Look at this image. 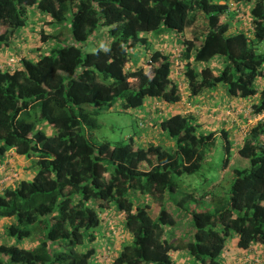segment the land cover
I'll list each match as a JSON object with an SVG mask.
<instances>
[{"label": "trees", "instance_id": "16d2710c", "mask_svg": "<svg viewBox=\"0 0 264 264\" xmlns=\"http://www.w3.org/2000/svg\"><path fill=\"white\" fill-rule=\"evenodd\" d=\"M234 1L248 7V18L230 30L231 20L241 23V18L221 0H0V46L35 11L50 26L39 39H53L36 57L20 54L12 66L0 63V162L10 148L16 155H34L31 176L0 188V217L12 218L4 233L33 243L1 242L0 264L101 260L92 244L94 230L106 219L99 209L111 205L109 218L121 220L127 236L108 229L122 235L119 241L129 235L130 240L117 250L100 245L107 264H173L174 249L198 264H220L231 235L238 248L264 245V114L237 136L223 123L218 130L199 131L192 113L169 112L158 118L156 130L172 138L170 150L152 142L160 136L141 145L131 135L94 144L84 132L97 126L95 108L88 105L110 106L120 97L122 108H134L146 96L175 103L183 83L189 96L219 84L228 95L254 96L249 115L263 113L264 0ZM162 27L183 32L172 52L147 49L142 33ZM98 28L106 46L83 50L91 36L99 37ZM142 46V62L130 68L132 50ZM215 57L218 68L208 63ZM41 121L54 131L45 133ZM217 135L222 168L231 149L246 165L231 169L225 192L215 193L211 180L198 197L184 192L168 200L177 185L173 177L197 171ZM198 200L200 207L194 205ZM175 215L185 222L179 237Z\"/></svg>", "mask_w": 264, "mask_h": 264}, {"label": "crops", "instance_id": "0c3cea01", "mask_svg": "<svg viewBox=\"0 0 264 264\" xmlns=\"http://www.w3.org/2000/svg\"><path fill=\"white\" fill-rule=\"evenodd\" d=\"M34 13L44 17V14H42L41 12L35 11ZM44 19L46 18L44 17ZM28 20L29 18H27L25 27L29 29V27H31L32 24H31V19L30 21ZM244 23H245V20H241V23H235L231 21V23L229 24V29L230 30L237 29L240 27L238 25L240 24L243 25ZM25 27L22 29H19V31L15 34V37H13L11 41L0 46V63L3 62L4 59L6 57H9L10 55H17L16 53H18L19 55L23 54V52L21 53L16 52L15 46L17 45L16 48L20 49L22 48L21 41L30 43L31 35L30 34L27 35L28 37L27 38L28 40H27L25 38V34H23ZM102 29L103 28H98L96 32L98 33ZM147 33L148 32H145L142 34L145 35ZM168 37H169L168 41L165 42ZM97 38L98 37L93 35V37L91 36V39H90L95 43V46H99L101 42H105L104 40H107V38L105 37V39L102 38L100 40V43H98ZM172 38L175 39V36H172L171 32L163 31V30L157 31L156 34L150 37V41L147 38V46H148L147 49L159 48L163 50L165 49L169 51L171 50L172 52L176 48V47L171 48L168 44L169 42H171ZM51 41H53V39L48 38L47 40H44L42 42L35 43L34 46H30L29 44H26L24 48L25 52L27 54L34 55V57H36L37 55L36 53H41L43 49V48L38 49V47H42L44 44L48 45L49 42ZM177 45L178 44L176 43L175 46ZM101 46H106V42L104 45H101ZM138 50H139V47L135 48V51H138ZM208 63L210 64V66L214 68H218L220 66V62L217 60L216 57L210 59ZM127 64H129V66H132V60L131 59L128 60ZM174 78L177 79L176 72H175ZM180 89L182 91L181 98L178 102H175V103L166 102L160 98L149 97V96H146L144 98L143 104L141 105L140 108L136 110L135 113L137 115V119H139L138 117H141V119L145 118L144 120L142 119L143 123L141 122L140 125L142 126L145 125L146 128L151 125L153 128V132L151 133L146 129L145 131H142L144 135L147 136L146 139L141 138L142 141L149 140V138H152L153 136H160L163 139L166 138L167 142L169 144L170 143L172 144V140L170 138L166 137V135L162 134V132L156 130V126H157L156 124L158 123V118H160L161 116H165L166 114L172 111L192 113L193 116H195V119H194L195 122L197 123L202 122V125H206L208 130H211V129L218 130L221 123H223L227 125L228 127L232 128V133L235 134V131L233 130L234 123L232 122V119L233 118L235 119V117H232L230 115V119H228L227 114H229L230 111L231 113H234L235 116L236 115L240 116V114H242L241 113L242 111H244V114H245V111L248 108V105H247L248 101H251V99L254 97L253 96V97H248V98H238V97L228 95L226 94L224 87L221 84L217 85L214 89L204 90L201 94H198L195 96L187 95V91L184 86V83L183 85H180ZM262 115L263 114L258 115L257 118L261 117ZM245 119L246 121L249 120L248 118H245ZM246 121H244V124L246 123ZM252 121L253 120H251V122ZM238 125L240 126L239 123ZM197 129L199 130V126H197ZM45 133L49 134L51 132L48 131ZM140 137L141 135L139 134L137 136V139H140ZM152 142L157 143L155 141H152ZM9 152L10 153L8 155L3 156V159L0 162V182H2L3 185H11L16 179L29 177L31 176L33 172V167L31 165L32 160L34 158L33 154L29 156H22V155H16L11 151ZM16 162L19 163V166H20L19 174H18L19 177L18 175H16L15 177H11L10 176L11 169L14 168V165L16 164ZM112 209H113V205H111L106 210H103L102 212L104 216L102 218H106V219H105V223L101 226V233L103 234L102 235L103 244H105L104 239L108 238L109 241H107V243L110 246L109 248L111 250L112 249L117 250L119 248L118 246L119 239H120L119 237L122 235L120 234L116 235L115 233H111L110 230L108 229L112 226L116 230H121V228L119 229L118 225H112L113 221H111V218H109V213L112 211ZM117 216H120V214L117 213ZM3 220L9 223L12 220V218H3ZM106 231H109L111 236L110 235L109 237L105 236ZM175 236L179 237L181 236V234H175ZM104 250L105 249L103 247H99L97 249V254H102L101 260H99L100 256L98 258V261L100 262L98 264H107V262H109L110 260L108 258H105L103 254ZM170 255L173 258V264H198L191 255H189L186 251L181 250V249L171 250ZM254 259H256V261H254ZM220 264H264V245L253 243V244H250L247 248H238L235 245V235H231L226 239V248L221 253Z\"/></svg>", "mask_w": 264, "mask_h": 264}, {"label": "rangeland", "instance_id": "374dc122", "mask_svg": "<svg viewBox=\"0 0 264 264\" xmlns=\"http://www.w3.org/2000/svg\"><path fill=\"white\" fill-rule=\"evenodd\" d=\"M221 1H227L230 3V7H233L234 12L236 16H239L241 18V20H247L248 16H247V6L242 8H239L234 0H221ZM231 9V8H230ZM232 13V11H231ZM234 15V13H233ZM222 20L226 19V16L221 17ZM227 18H230V16H228ZM231 20V19H230ZM30 21V18L29 20ZM232 21V20H231ZM31 27H29V29L27 27H25L24 29V33L25 34V38L27 39V35L30 34L31 37V41L29 42H24L21 41V47L22 48H16L15 46V51L16 52H23V54L26 55H31V54H27L25 52V46L26 44H29L30 46H34L35 43L37 42H42L39 37H41L42 34H46V33H50V27L49 25H47L45 23V19L43 16L37 15L36 13L32 14L31 17ZM29 25V24H28ZM29 31H28V30ZM161 29H163V31H168L171 32L172 36H175V39L172 38L171 42H169V46L171 48H173L175 46V44L177 43L178 45L181 42L182 39V35L183 32H175V31H171V30H166L164 27H162ZM159 29V30H161ZM19 30L16 29V33ZM156 31H149L146 35V37L149 39L150 41V37L154 34H156ZM99 37H98V43H100L101 40V31L98 32ZM170 37V35H169ZM169 37L167 38V40L165 42L168 41ZM48 39V37H47ZM28 40V39H27ZM19 44V43H18ZM101 45H104L105 42H101ZM264 45V42H263ZM46 44H44L42 47H38L39 48H43L41 52H45L46 51ZM95 46V43L92 42V40L88 39L87 41H85L82 44V49L83 50H90L93 49ZM24 49V50H23ZM146 53V51L144 50L143 46L139 48L138 51H135V49L132 50L131 54H130V59L132 60V66H130V68L137 66V64H139L140 62H142V59L144 57V54ZM18 54V53H16ZM37 55L39 53H36ZM5 61L7 60V58L4 59ZM130 63V62H129ZM147 68V67H146ZM122 103V99L120 97H117L113 103L108 106L106 104H102L100 106H96L94 107L93 105H88L87 108L88 109H94L95 108V114L94 117L97 121V126L92 127V128H88V129H84L85 134L88 136L89 140L91 142H93L94 144L102 141V140H108L111 143L114 140H118V139H122V137H126L127 134L131 135L133 139L136 138V136H138L139 134L141 135V137L143 139H146L147 136L143 134L142 131L148 130L149 132H153V128L150 125L149 127H145V125H139V120H140V124L141 122L143 123V120L145 118L138 117L139 119H137V115H136V110L138 108L141 107H134V108H122L121 106ZM86 106V104L84 105ZM223 113V112H222ZM242 114H240V116H235L234 113H230L227 114V118L230 119V115L232 117H235V119H232V122L234 123L233 127H234V131H235V135L240 136L242 134V132L244 131V121H246L245 118H249V113L247 111L241 112ZM33 119V118H32ZM142 120V121H141ZM42 124L40 125V128L44 131V132H48L50 131L51 133L54 131V128L52 126H48L44 123V121H41ZM238 123L240 124V126L238 125ZM199 126V131H207L208 128L206 127V125H202V122L198 123ZM232 133V131H231ZM170 138V137H168ZM161 140H158L157 143L162 144L163 147H165L166 149H172L173 148V144H169L167 142L166 138H161ZM172 140V138H170ZM136 144L141 145L142 144V140L139 139L138 141H135ZM173 142V140H172ZM232 150V149H231ZM230 150V157L228 160L227 165L222 168V159L224 156V151H223V147H222V141H221V137L220 136H216L214 138V143L211 146L210 149H206V153L204 155V159L201 161V167L191 173V174H181L179 176H174V180L175 182H177L176 188L174 189V191H171L167 194L166 197H168L167 199H173V198H178L176 197L179 194H182L184 192H190L192 194H195L197 197L201 194V192H203L204 190L207 189V187L210 185L211 180L215 181V183L212 185V190H214L215 193H220L222 191H226L232 178H233V174L231 173V169L234 166H244L246 165V160L243 158L238 157L237 155H234V152H231ZM241 161V162H239ZM19 162V161H17ZM14 165V168H12L13 171L16 172V174H19V163H17ZM106 164H108L110 166L109 163L106 162ZM19 177V175H18ZM168 202V201H167ZM166 202V203H167ZM206 202V206H208V204L210 202H208L207 200H205ZM150 207L153 204V202H150ZM194 205L200 207L201 205V201L198 200L197 203ZM167 207H168V203H167ZM168 209L174 213V211L172 209H170V207H168ZM173 209H175L173 207ZM102 210L99 209V213H101L102 216ZM177 217V228L174 231V234H179L181 233V228L184 226L185 222L184 220L181 219L180 216L175 215ZM112 217V216H111ZM114 220L115 225H118L119 229L121 228V230L124 233H127L128 231L125 228V225L123 224V222L121 220L115 219L114 217L111 218ZM189 221V220H188ZM113 223V222H112ZM7 224L5 222V220H3V218H0V243H17L18 245H22L24 247H29L30 245H32L33 241L28 239V238H22V239H15L11 236H8L4 233V225ZM95 233L96 235V240L92 242V244H94L97 248L98 246L102 245L103 243V234L101 233V224H98L95 227ZM109 235L111 236V234L109 233V231L105 232V236L109 237ZM186 236V235H185ZM105 240V244L107 243V241H109V239H104ZM130 240V235L129 237L122 239L119 241V243L122 241L123 243H127ZM121 242V243H122ZM122 243V244H123ZM110 247V246H109ZM91 261V260H90ZM98 263V260L94 263L92 261V264H96Z\"/></svg>", "mask_w": 264, "mask_h": 264}, {"label": "clouds", "instance_id": "9594fccd", "mask_svg": "<svg viewBox=\"0 0 264 264\" xmlns=\"http://www.w3.org/2000/svg\"><path fill=\"white\" fill-rule=\"evenodd\" d=\"M10 56H17V57H18L19 54H17V55H10ZM10 56H9V57H10ZM6 58H8V57H6ZM3 63H5V60L3 61ZM12 65H13V64H12ZM247 111H248V113H249V107L247 108L246 113H247ZM261 114H264V112H263V113H260V114H258V115H261ZM258 115H249V118H248L249 120H247L246 123H245L244 131L247 129L248 124L253 122V121L251 122V120L256 119V118L258 117ZM244 131H243V132H244ZM12 150H13V149H11V148L8 149V150L6 151V153L4 154V156L8 155V154L10 153L9 151L12 152ZM12 172H14L15 175H10V176H11V177H15V176L17 175L16 172L13 171V170L11 169V173H12ZM11 173H10V174H11ZM2 186H3V183L0 182V188H1ZM102 211H103V210H102ZM116 216H117V214H116ZM103 217H104V216H103ZM0 218H2V217H0ZM111 220L114 222L113 219H111ZM6 223H7V222H6ZM112 225H113V224H112ZM110 228H111L113 231L115 230L112 226H111ZM99 247H100V246H98V248H99ZM96 248H97V247H96ZM98 248H97V249H98ZM254 261H256V259H254Z\"/></svg>", "mask_w": 264, "mask_h": 264}, {"label": "built area", "instance_id": "2783aa9c", "mask_svg": "<svg viewBox=\"0 0 264 264\" xmlns=\"http://www.w3.org/2000/svg\"><path fill=\"white\" fill-rule=\"evenodd\" d=\"M18 60V57L17 56H10L7 58V60L5 61V65L7 66H12V64L14 62H16ZM10 175H15L14 172H12Z\"/></svg>", "mask_w": 264, "mask_h": 264}]
</instances>
